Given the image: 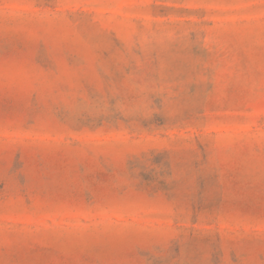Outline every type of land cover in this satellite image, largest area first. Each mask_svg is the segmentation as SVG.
Segmentation results:
<instances>
[{
  "label": "rangeland",
  "instance_id": "374dc122",
  "mask_svg": "<svg viewBox=\"0 0 264 264\" xmlns=\"http://www.w3.org/2000/svg\"><path fill=\"white\" fill-rule=\"evenodd\" d=\"M0 264H264V0H0Z\"/></svg>",
  "mask_w": 264,
  "mask_h": 264
}]
</instances>
